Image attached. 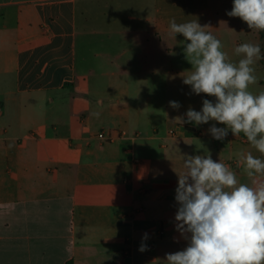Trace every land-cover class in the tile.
<instances>
[{
  "label": "crops",
  "instance_id": "0c3cea01",
  "mask_svg": "<svg viewBox=\"0 0 264 264\" xmlns=\"http://www.w3.org/2000/svg\"><path fill=\"white\" fill-rule=\"evenodd\" d=\"M191 1L0 0V264H165L187 244L184 155L209 152L251 182L234 153L261 154L243 133L216 140V122L176 119L214 97L183 83L171 43L159 69L162 35Z\"/></svg>",
  "mask_w": 264,
  "mask_h": 264
},
{
  "label": "clouds",
  "instance_id": "9594fccd",
  "mask_svg": "<svg viewBox=\"0 0 264 264\" xmlns=\"http://www.w3.org/2000/svg\"><path fill=\"white\" fill-rule=\"evenodd\" d=\"M230 17H238L251 30L264 31V0H233ZM197 20L169 22L175 39L184 37L183 54L191 65L183 83L196 95L206 94L202 108L189 107L176 119L196 126L214 121L208 131L224 140L229 131L244 134L251 146L264 156V91L254 94L258 82L254 65L264 59L261 45L242 43L235 47L238 62L222 51V42ZM179 109L177 101H169ZM98 115V114H96ZM243 171L253 178L241 183L229 166L211 154L184 155L182 173H177L175 230L187 241L182 250L166 253L165 264H264V159L251 151L234 153ZM147 239V234L142 237ZM147 250L142 243L139 251Z\"/></svg>",
  "mask_w": 264,
  "mask_h": 264
},
{
  "label": "rangeland",
  "instance_id": "374dc122",
  "mask_svg": "<svg viewBox=\"0 0 264 264\" xmlns=\"http://www.w3.org/2000/svg\"><path fill=\"white\" fill-rule=\"evenodd\" d=\"M167 4V2H166ZM165 4V5H166ZM184 11L187 12L185 21L187 20H197L200 23L209 25L211 29L208 31L212 32V34L218 38L223 45L222 51L228 54V57L233 62H238V60L242 57H238L235 54V47L242 43H258L261 45L262 53H264L263 43L260 37V33L257 30H251L247 23L242 21L238 17H230L226 13L231 11L233 0H195L191 1L187 4L181 3ZM203 13V11H205ZM166 19V18H165ZM175 21L177 23H182L183 20L179 19L176 16ZM162 35V34H161ZM163 40L159 43V69L162 70L166 68L167 58L170 56L167 55V45L171 43L173 47V51L171 52V58L174 62L173 69L177 71L190 70L191 65L187 62L183 54V44L184 37L179 34L174 39L170 33H164L162 35ZM255 74L258 77V82L255 85H250L249 90L254 94H258L260 91H264V63L263 59L259 60L255 65ZM138 83V82H137ZM152 83L158 84V90H162L163 80H158L157 82H141V88L143 90L152 89L155 90V86H152ZM181 82L175 81V90L181 91ZM153 100H162L159 97H152ZM215 101V98H213ZM143 102L146 103L147 98H141Z\"/></svg>",
  "mask_w": 264,
  "mask_h": 264
},
{
  "label": "built area",
  "instance_id": "2783aa9c",
  "mask_svg": "<svg viewBox=\"0 0 264 264\" xmlns=\"http://www.w3.org/2000/svg\"><path fill=\"white\" fill-rule=\"evenodd\" d=\"M98 138H99L100 140H111V139H112V136H111L110 134H107V133H105L104 131H102V132H100V133L98 134Z\"/></svg>",
  "mask_w": 264,
  "mask_h": 264
},
{
  "label": "trees",
  "instance_id": "16d2710c",
  "mask_svg": "<svg viewBox=\"0 0 264 264\" xmlns=\"http://www.w3.org/2000/svg\"><path fill=\"white\" fill-rule=\"evenodd\" d=\"M259 33L264 47V31H259ZM263 63H264V59H263Z\"/></svg>",
  "mask_w": 264,
  "mask_h": 264
}]
</instances>
